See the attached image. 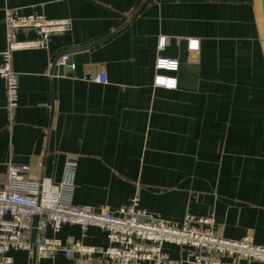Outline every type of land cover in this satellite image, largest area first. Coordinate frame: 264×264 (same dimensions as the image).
<instances>
[{
    "label": "crops",
    "instance_id": "obj_1",
    "mask_svg": "<svg viewBox=\"0 0 264 264\" xmlns=\"http://www.w3.org/2000/svg\"><path fill=\"white\" fill-rule=\"evenodd\" d=\"M69 18L71 29L45 47L12 53L17 105H6L0 78V188L8 164L28 177L59 182L68 154L78 156L73 203L138 207L181 224L214 214L227 239L264 244V32L260 0H0L5 8ZM18 30V40L36 38ZM164 46L159 47V38ZM186 38L199 40L189 50ZM87 46H90L86 49ZM67 52L70 65L59 59ZM176 60L174 71L156 59ZM66 61V62H67ZM105 73L106 83L87 80ZM171 77L172 88L155 84ZM47 236L105 246V232L64 224ZM171 258L183 249L165 244ZM13 264H31L11 250ZM35 264H105L62 252Z\"/></svg>",
    "mask_w": 264,
    "mask_h": 264
},
{
    "label": "built area",
    "instance_id": "obj_2",
    "mask_svg": "<svg viewBox=\"0 0 264 264\" xmlns=\"http://www.w3.org/2000/svg\"><path fill=\"white\" fill-rule=\"evenodd\" d=\"M4 21L6 47L0 51V78L5 84L7 108L11 110L18 100V76L11 65L13 51L45 47L52 34L71 29V20L47 18L36 12L21 14L7 7ZM25 29L35 30L36 38L18 40L16 32ZM164 41L160 37L158 46H164ZM186 41L189 50H198V39ZM66 61L67 55L59 59L62 64ZM155 68L174 71L178 62L159 57ZM87 80L104 84L107 77L98 72ZM155 84L169 88L176 85L173 78L161 74L155 76ZM77 163V155L65 157L59 182L48 177L31 179L28 166L8 164L7 184L0 188V264H13L11 250H23L32 256L30 231L34 216H38L36 258H51L62 252L67 258L77 254L85 262L97 257L105 264H264V244L219 235L213 213L186 214L181 224H176L139 208L137 197L115 210L73 203ZM64 224H77L82 232L87 226L96 225L105 232L107 244L95 246L81 240L64 244L58 237L46 235L47 228L56 233ZM165 244L179 246L183 254L171 258Z\"/></svg>",
    "mask_w": 264,
    "mask_h": 264
},
{
    "label": "water",
    "instance_id": "obj_3",
    "mask_svg": "<svg viewBox=\"0 0 264 264\" xmlns=\"http://www.w3.org/2000/svg\"><path fill=\"white\" fill-rule=\"evenodd\" d=\"M260 11H261V19H262V27H263V32H264V0H260ZM90 46H87L82 49H86ZM67 55V52H64L60 54L52 63L50 73L52 74L53 68L57 60L63 56ZM67 65H70V62H66ZM37 221H38V216L33 217V222H32V229L30 231V242L32 243V256H31V264H35L36 262V254H35V246H36V235H37Z\"/></svg>",
    "mask_w": 264,
    "mask_h": 264
}]
</instances>
